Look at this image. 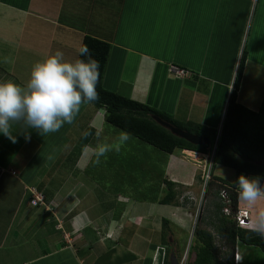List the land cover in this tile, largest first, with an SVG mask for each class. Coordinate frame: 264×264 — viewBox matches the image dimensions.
<instances>
[{
    "label": "crops",
    "instance_id": "1",
    "mask_svg": "<svg viewBox=\"0 0 264 264\" xmlns=\"http://www.w3.org/2000/svg\"><path fill=\"white\" fill-rule=\"evenodd\" d=\"M134 1H138L139 5L143 4L149 7L153 0H144L143 3H141L142 0ZM189 1L190 0H183L184 4H182L183 6L181 7L183 9V14L179 16V22L183 21L184 24L183 26L179 25L178 31L174 33L170 27V20L168 21L166 18H162L157 25H155L153 21H149L147 22L149 24L144 26L141 22H144L145 19L156 18V14L144 12L141 13L140 16L139 14L135 16L127 9V6L125 7L124 4H126V0H123L124 8L122 7L119 13H117L115 8V13L111 10L112 8L109 9L110 3L113 2V0H88L89 6L86 8L88 9V15L85 17L83 14L74 17L71 13H73L75 9L68 11L69 6L67 4H69V0H0V80L11 79L19 83L26 82L33 64L42 60L49 54L54 53L57 49L63 51L67 59L76 58V49L81 46L84 35L89 34L111 44L103 77L104 87L110 90H117V80L120 79V82H122V75H127L126 79L132 80L133 91H136L134 88L136 84V86L138 85L139 88L141 87L144 90V93L147 92L145 95L149 99L148 92H152V88H155L157 90L156 99L163 101L165 98L161 95L162 88L165 94L170 95L173 99L174 95H178V91L184 90L186 87H189L191 89L190 91L194 92L195 83L192 85L190 84L191 77L195 78V81L208 84L209 87L212 86L211 97L215 98L216 96L215 99L220 103L219 108H221V104L223 103H221V100L225 99V94L227 93V83L231 76L230 70L233 67V79L243 44L241 43L242 46L234 66L232 62H234L233 60L235 58H232V51L238 42H236V39L240 40L241 37L243 38L244 33L237 28L230 29L228 27L226 30L215 27L214 31H207V33H204V30L197 31L198 28L195 31H188L184 26L186 19L189 20L186 15V10L190 8L187 4ZM78 2L82 4L84 1L78 0ZM83 10H85V6ZM97 14L98 17H96ZM95 17L103 18L104 23H98ZM136 17H139L138 19L141 22H138V20L134 21V19H137ZM110 19H117V23L114 24V21L110 22ZM189 23L195 26L194 22L189 21ZM193 26L191 27L195 28ZM193 32H195V35H192ZM209 32L212 37L211 45L204 46L201 50L195 49L193 43L206 38ZM231 32L235 35V39L232 38V36L230 38L229 33ZM200 37L201 39L199 40ZM232 39L234 40L230 44ZM6 57L10 62H4ZM251 59H256L257 62H259L256 57L250 56L247 52V67ZM178 66L185 68V71L188 73L184 76L176 74L173 68H179ZM138 70H140V75H138ZM189 70L192 71V75ZM124 72H128L129 74H124ZM135 80L137 82H135ZM166 82H169V85L165 87ZM112 85L113 88H109ZM133 94L139 98L137 93ZM194 96L195 94L191 93V102H193ZM148 99H146V101H148ZM175 100L174 102H176ZM226 100L223 103L224 106ZM173 106L174 103L171 102L170 108ZM157 108L161 110V108ZM207 110L208 113L209 111L212 113L210 109ZM173 111L174 110L169 113L177 117ZM220 111L216 109L212 113L214 118L210 113H207L206 119H201L202 123L209 127H216L218 125L216 127L218 128L223 114L220 113ZM2 138V133H0V140ZM17 139H19V134L17 135ZM27 145L32 146L30 142L22 143V146ZM71 148L72 147L68 145V149L71 150ZM89 148L90 146L87 148L84 146L81 155L75 160L81 168L91 163L92 157ZM20 149L21 145L19 144L17 150L19 151ZM187 151L189 152L190 150H179L176 154V158L180 160L181 163H184L181 165L185 168L188 165L187 162H185L187 159L186 157L189 158L186 154ZM191 152L197 156L200 155L199 158L206 157L207 155L195 151ZM174 153L170 155V157H173ZM8 154L10 158L15 155L13 151ZM190 159L192 162L197 161V159H193V156L190 157ZM170 162L167 166H169ZM2 166L3 165L0 163V170H4V166ZM13 171L14 169L8 170L9 174L14 177L15 174ZM121 172L122 171L118 173ZM169 174L171 176L172 173L170 172ZM177 179H181V181ZM112 180L113 178H108L109 183L112 182ZM172 180L181 185L182 189L188 191H193L194 188H197V179L192 178V176L185 178L182 175L178 176V172H175L172 176ZM78 183L79 182H75L73 184L76 189H78ZM112 183L109 184L108 193L106 194L108 196L110 194L111 197L114 196L117 200L125 202V204H121L122 206L119 205L124 211L118 218H116L112 212L110 213L111 209L114 207H109V209L102 208L99 205L101 202H97L96 198H91L95 192L98 191V188L97 191L93 189L83 193H79L81 191L79 189L76 193H73V191L69 189L68 193L66 192L64 195L60 196L59 204L55 209L52 207V199H50L49 196H47L48 198L44 206L31 205V197L29 196L27 207L35 208L33 212L31 210L29 211L28 215L32 217L31 219L26 218V222H22L14 231L15 234H12L14 240H22L18 243V247L23 248L15 250L19 260L5 264H97L103 261L101 260L102 258H104V260L107 259L108 262L115 256L116 251H118V248L115 251L110 244L118 243L120 246H124L128 244L127 240L132 238L129 237V239H126L125 237L121 241L122 234L124 233L123 229L125 227L124 216L125 212H127L125 211V206L129 204L127 210H129V208L137 209V212L135 211L136 214L133 215L134 218H137L136 221L138 225L132 228V232L136 233L143 241H145L144 237H146L143 229L156 233L154 229L156 227L160 228L163 216L158 213H152L150 216L144 215L143 218H140V215L143 211H146V209L153 211L154 206L159 209L166 207V205L137 200H133L132 204V199H130L132 193L129 192L127 196L121 194V192H127L126 187H123L124 184L117 183L115 184L116 187H113ZM62 186H65V184L63 183ZM24 187L27 191V195H30V189L35 188V185L33 183H28L25 184ZM117 187L122 189L120 190ZM128 188H130V185H128ZM39 191L46 197L44 190ZM238 204L240 208L249 210L251 219L254 215L253 210L241 200L238 201ZM111 205L113 206V204ZM258 207L264 208V202H261ZM48 210H51L55 216L53 222L54 228L42 229L45 225L42 223L40 229H33L29 237L22 238L23 235L29 231L31 226H33L32 223L37 220L38 217H41L42 213L45 216L43 221L51 222V215L47 214ZM169 211L171 216L175 218L176 212L181 214L180 212H183V209L182 207L175 206L173 209H169ZM141 220H144V222L142 223ZM149 225L153 227H149ZM61 233L62 237L67 239H65V242L62 240L58 241V237L60 238ZM29 238H32V240L28 241ZM35 238H37L38 241H33ZM146 238L150 240L154 237L148 235ZM16 245H13L10 249H13ZM151 245L157 247V244L154 242H151ZM252 247L253 246L238 247V254L242 260L241 264H248L247 262L251 257L250 253L254 251ZM28 251L30 252L28 253ZM80 251H82V254ZM21 252L23 254L22 256ZM18 253L20 255H18ZM129 253L134 254L136 258L139 256L133 251H129ZM14 257L15 256L12 255L10 259ZM137 259L139 260V258ZM142 264H148L146 259H143Z\"/></svg>",
    "mask_w": 264,
    "mask_h": 264
},
{
    "label": "rangeland",
    "instance_id": "2",
    "mask_svg": "<svg viewBox=\"0 0 264 264\" xmlns=\"http://www.w3.org/2000/svg\"><path fill=\"white\" fill-rule=\"evenodd\" d=\"M83 1L84 2L82 4H79L78 0H69V4H67L69 6L68 11L75 9V11L71 13L74 17L80 16V14H83L84 17L88 15V9L86 8H88L89 2L88 0ZM252 1L253 0H190L187 2L188 7L190 8L186 10V15L189 20L186 19L184 28L188 31H195L198 28L197 31L204 30V33H207V31H214L215 27L225 30L228 27L230 29L237 28L244 33L243 38L241 37L240 40L236 39V42H238L232 51V58H235L233 60L234 62H232L233 66L234 63H236L235 60L239 55L238 53L242 44L249 55L256 57L259 62H257L256 59H251L248 63L246 72L241 80L237 98L243 105L249 107L250 109L257 110L264 91V0H254L253 4ZM143 2L144 0H142L141 3ZM182 4H184L183 0H153L150 3V6L147 7L143 4L139 5L138 1L135 2L134 0H126V4L124 5L125 7L127 6V9L135 16L138 14L140 16V14L144 12L156 14V18L154 19H145L144 22H141L138 19L139 17H136L137 19H134V21L138 20V22L143 23L144 26L149 24L147 22L153 21L155 25H157V23H160L159 21H161L162 18H166L168 21L170 20L171 30L176 33L179 29V25L183 26L184 24L183 21L179 22V16L183 14V9L181 8L183 6ZM124 5L123 0H113V2L110 3L109 9L112 8L111 10L115 13V8L117 13H119L122 7L124 8ZM84 6L85 10H83ZM96 17H98V14ZM96 17L95 19L98 23H104L103 18ZM113 21L114 24L117 23V19H110V22ZM189 21L194 22L195 26L191 25ZM191 26L195 28H192ZM229 34L230 38L232 36V38L235 39L233 32ZM192 35H195V32H193ZM200 39L201 37L199 40ZM234 39H232L230 44ZM211 40L212 37L209 32L203 40L195 41L193 43V47L195 49L197 48V50H201L204 46L211 45ZM232 68V71L230 70L231 76L227 83V93L225 94V99L221 100V103H224L231 90L233 82L232 72L234 71ZM125 73L129 74L128 72H124V74ZM190 73L192 75V71H190ZM138 75H140V70H138ZM122 76V82H120V79L117 80L119 93L141 100L151 106L159 107L161 110L163 109L167 112L174 110V114H176V116L182 121L186 119L202 123L201 119L205 120L207 117V109H210L212 113L216 109L217 111L221 110L220 113H223L222 108L224 109V104L222 103L221 108H219L220 103L215 99L216 96L215 98L211 97L212 86L209 87L208 84L195 81V78L190 77V84L192 85L195 83L194 92L190 91L191 89L189 87H186L184 90L178 91V95H174L173 99L170 95H166L164 89L162 88L161 95H163L162 97L165 99L161 101L156 99L157 90L155 88H152V92H148V99L145 95L147 92L144 93V90L141 87L139 88L138 85L136 86V84L134 87L136 91H133L131 83L132 80L126 79L127 75ZM135 82L137 81L135 80ZM167 85H169V82H166L165 87ZM109 88H113V85ZM133 93H137L139 98L134 96ZM187 93L189 101L187 100ZM191 93L195 94L193 102H191ZM146 99H148V101H146ZM174 100L176 102H174ZM171 102L174 103V108H170ZM212 113L210 114L212 115ZM97 127L103 128V136L107 137L109 141L115 139L120 131L112 125L106 123L105 110L103 107H99L95 103H91L82 106L81 111L73 124H65L58 132L48 134L45 137L39 135L36 130L30 129L31 140L26 142L23 135L19 134L17 130L14 131L13 134H19L18 142L12 143L2 134L3 138L0 140V163L4 166V170H0V264L19 260L15 250L23 248L18 247V243L22 240H14L12 234H15L14 231L22 222H26V218L31 219L32 216L28 215L29 211L31 210L33 212L35 209L34 207H27L29 195H27V191L24 187L25 184L33 183L35 185V189L38 188L39 190H44L46 196H49L50 199H52L51 202L54 206L59 204L58 202L60 201V196L64 195L66 192L68 193L69 189H71L73 193L78 192V189L81 190L79 193H83L93 189L94 191H97L98 188V191L95 192L91 198H96L97 202H101L99 205L102 208L109 209V207H114L111 209L110 213L112 212L115 217L118 218L124 211V209L119 207V205L125 204V202L117 200L114 196L111 197L110 194L109 196L106 194L108 193L109 184L113 182V187H116L115 184L122 183L124 184L123 187H126L127 192H121V194L127 196L130 192L136 196L135 194L137 192L136 190L133 191L132 185H137L140 181L148 182V180L144 179V177H149L154 171L156 172V170H152V174H150V171H148L149 175L147 176L146 172L143 173L145 166H141L139 169V160L144 158V153L141 151L143 150L146 152L148 150L147 152H150V149L154 150L155 152L153 153V156L154 158H157V165L159 161H163L164 156H166L164 152L150 147V145L140 143L136 139L132 138L126 146L121 149L123 155H119L118 153L108 154L107 157L101 158V163L99 165H94L91 162L81 168V166L76 163L75 159L81 155V151L86 145L90 146L89 151L91 152V149L97 143L95 138V129ZM84 131H90L93 135L85 139L82 136V132ZM28 142H30L32 146H22V143ZM19 144L21 145V149L18 151L17 149ZM68 145L72 147L71 150L68 149ZM54 149L56 150L55 152L53 151ZM11 151L15 154L12 158H10V155L8 154L11 153ZM178 151L179 150L175 151L173 157H169V162L170 160L171 162L169 166L166 165V175L169 179H172L174 173L178 172V176L182 175L185 178L192 176V178L197 179V188H194L193 191L182 189L180 186L176 189L178 194H180L178 200L180 204L183 205L179 207H182L183 212H180L181 214L176 212V216L173 218L169 209H173L175 206L166 205V207L159 209L154 206L153 211L146 209V211H143L140 215V218H143L144 215L150 216L152 213H158L159 215H162L163 218L171 220L172 223L168 225V229L172 231L167 230L166 233L167 246L162 243L158 244L159 238H156L157 232L162 229L161 223L160 229L159 227L154 229L156 233L143 229L146 237H148V235L154 237L150 240L149 238L144 237L145 241H143L138 235H136V233L132 232V228L135 225H138L136 221L137 218H134V215L136 214L135 211L137 212V209L129 208V210H127L130 205L129 204L125 206V211L127 212H125L124 216L125 227L124 229L121 227L124 230L121 241L125 237L126 239H129V237L132 238L127 240L128 244L124 246L122 244V246H120L118 243L110 244V246H113L115 251L118 248L115 256L108 262L107 259L104 260V258H102L101 260L103 261H100L97 264H142L143 259H146L148 264H162L166 248H169L168 259L171 264H185L193 257V255L190 254L191 257H189V259L187 258V251L189 249L187 248V245L190 244L192 238V235L190 236V231L193 226V221L199 219L203 214V206L207 195L204 193L202 188L204 185V174H206L205 170H207L210 161V153H208L206 157L199 158L200 155L197 156L193 152L187 151L186 154L189 158L186 157V161L184 160L188 164L185 168L181 165L184 163H181V161L176 158ZM127 153L129 154L127 155ZM49 154L55 155L54 161H49L47 159ZM192 156L193 159H197V161L192 162L190 159ZM92 159H94V157H92ZM125 163H128L129 165L125 166ZM120 165L122 166L120 167ZM129 166L130 168L126 169ZM159 166L160 164L158 165V168H160ZM10 169H14V177L9 174L8 170ZM117 169H120L122 172L118 173ZM136 172L138 174L140 173V175L135 178L130 177L131 173L134 175ZM170 172L172 173L171 176L169 174ZM213 173L220 175L229 181H232L234 177V170L222 165H216L213 169ZM108 178H113L112 182L109 183ZM177 180L181 181V179ZM75 182H79L77 184L78 189L73 186ZM63 183L65 186H62ZM129 184H132L130 186L131 189L128 188ZM132 194L130 199H132L133 204L134 197ZM111 204H113V206ZM238 208H240L239 205ZM240 209L246 210L248 212L247 215H250L248 209ZM51 219L52 218L50 217V220ZM53 222L54 219L51 220L50 223L38 219L35 220L32 223L33 226H31L29 231L23 235L22 238L29 237L33 229H40L42 223L45 224L42 229H53ZM141 222L143 223L144 220H141ZM149 227L153 226L149 225ZM65 239L62 237V233L60 238L58 237V241L62 240L65 242ZM31 240L32 238H29L28 241ZM33 241H38V239L35 238ZM151 242L157 244V247L152 246ZM13 245H16V247L10 249ZM252 248L254 251L250 253L251 257L247 263L264 264V253L257 247ZM129 251H133L135 254L139 255L137 257L139 260L136 256H134V254L129 253ZM185 251L186 257L183 259ZM29 252L30 251H28V253ZM80 253L82 254V251H80ZM12 255L15 257L10 259V256ZM18 255L20 254L18 253ZM22 255L23 254L21 252V256Z\"/></svg>",
    "mask_w": 264,
    "mask_h": 264
},
{
    "label": "trees",
    "instance_id": "3",
    "mask_svg": "<svg viewBox=\"0 0 264 264\" xmlns=\"http://www.w3.org/2000/svg\"><path fill=\"white\" fill-rule=\"evenodd\" d=\"M82 44H87L93 57L100 62V80L97 85L99 100L94 103L104 108L106 123L118 130L130 132L138 142L150 145V147L158 149L166 155L163 161H159L160 168H158L157 158L153 156L155 151L151 149L150 152H147L148 150L146 152L141 151L144 153V158L139 160V169L141 166H145L143 173L146 172L147 176L149 175L148 171L150 174H152V170H156V172L154 171L151 175L153 177H144L148 182L140 181L134 186L129 184L132 185L133 191L136 190L137 192L136 196L132 194L133 200L182 206L183 204L181 205L178 200L180 194L176 191L181 185L169 179L165 171L170 155L176 150L211 154L216 142L210 166V178L204 190L207 197L203 206V214L196 220L188 249L187 258L191 257L190 254L193 257L185 264H232L231 254L236 245H238L237 247H257L264 253V238L252 231L251 228L238 226L234 218L239 205L236 186L237 176L241 173L248 176L259 175L264 182V91L257 110L243 105L237 98L241 80L247 67L245 48L243 47L241 50L221 123V131L218 134L216 127H209L192 120L182 121L169 112L160 110L148 103L134 100L130 96L119 93L118 90H110L104 87L103 77L111 44L89 34L84 35ZM181 69L186 70L185 68ZM154 115L190 133L208 137V142L193 144L159 124L154 119ZM118 154L123 155L122 150ZM124 165L128 166L129 164L125 163ZM216 165L233 169V180L228 181L215 175L213 169ZM129 168L130 166L126 169ZM117 171L120 172L121 170L117 169ZM139 175L140 173L137 172L134 175L131 173L130 177L135 178ZM222 190L226 191V198L221 197ZM47 198L46 196L45 201ZM52 207L55 209L56 206L52 205ZM226 208L228 211H225ZM47 214L51 215L52 220L55 218L51 210H48ZM44 218L42 213L38 220L43 221ZM169 224H171L169 219H161L162 229L159 228L160 231L157 232L159 244L162 243L167 246L166 233L167 230H170L168 229ZM168 252L169 248H166L162 264H171L168 259Z\"/></svg>",
    "mask_w": 264,
    "mask_h": 264
},
{
    "label": "clouds",
    "instance_id": "4",
    "mask_svg": "<svg viewBox=\"0 0 264 264\" xmlns=\"http://www.w3.org/2000/svg\"><path fill=\"white\" fill-rule=\"evenodd\" d=\"M76 53V58L67 59L65 53L57 49L33 64L26 82L19 83L11 79L0 80V133L12 143L18 142L17 135L13 134L17 130L26 142L31 140L30 129L36 130L44 137L56 133L65 124L74 123L83 105L99 100L97 85L100 80V62L93 57L87 44H82L77 48ZM4 62L10 61L6 57ZM221 123L217 128L218 134L221 131ZM91 135L93 133L90 131L82 132L85 139ZM95 138L97 143L91 149V157H94L91 162L99 165L101 158L107 157L112 152L119 153L133 137L130 132L120 130L115 139L109 141L103 136V128L97 127ZM211 156L212 152L209 158ZM47 159L54 161L55 155L49 154ZM207 181H204L203 191ZM236 186L239 200L254 212L251 219L250 215H247V224L241 226L236 218L238 211L241 210L238 208L234 214L238 226L251 228L264 238V208L258 207L261 202H264L262 178L259 175L248 176L241 173L237 176ZM38 193L43 195V203H38L36 206H44L45 196L40 191ZM196 220H194L195 223ZM192 233L190 231V236ZM237 246L231 254L232 264L242 263ZM184 255L186 257V253ZM184 255L183 259H185Z\"/></svg>",
    "mask_w": 264,
    "mask_h": 264
},
{
    "label": "water",
    "instance_id": "5",
    "mask_svg": "<svg viewBox=\"0 0 264 264\" xmlns=\"http://www.w3.org/2000/svg\"><path fill=\"white\" fill-rule=\"evenodd\" d=\"M237 68V66H236ZM235 72H236V69H235ZM228 100V98H227ZM227 100H226V104L224 106V110H223V113L225 111V107L227 105ZM154 119L159 123L161 124L162 126H164L165 128L169 129L173 134L179 136V137H182L184 139H186L187 141L193 143V144H205L208 142V137H205V136H199V135H196V134H193V133H190L186 130H183L181 128H178L170 123H168L167 121H164L162 120L159 116H155L154 115ZM222 119H223V116H222ZM215 147H216V144L214 143L213 145V149H212V157H213V154L215 152ZM264 162V161H263ZM194 225H195V221L193 223V226H192V229H191V233L193 232V229H194ZM189 248V244L187 245ZM187 251V249H186ZM185 251V253H186ZM185 257V255H184Z\"/></svg>",
    "mask_w": 264,
    "mask_h": 264
},
{
    "label": "built area",
    "instance_id": "6",
    "mask_svg": "<svg viewBox=\"0 0 264 264\" xmlns=\"http://www.w3.org/2000/svg\"><path fill=\"white\" fill-rule=\"evenodd\" d=\"M174 72L178 75H181V76H184L186 75L188 72L181 69V68H173ZM211 162H212V156L210 158V161H209V165H208V168L207 170H205L206 174H204V181L206 182L210 177V166H211ZM30 192H31V205H36L38 203H43V195L38 193V191L35 189V188H31L30 189ZM221 195L223 198H226V192L223 190L221 192ZM225 211H228V208L225 209ZM246 217H247V211L246 210H239L238 211V214L236 215V218L238 220V224L241 225V226H244L247 224V220H246Z\"/></svg>",
    "mask_w": 264,
    "mask_h": 264
}]
</instances>
